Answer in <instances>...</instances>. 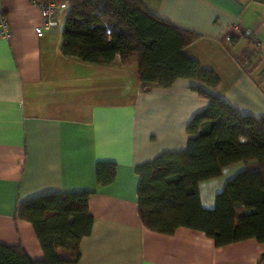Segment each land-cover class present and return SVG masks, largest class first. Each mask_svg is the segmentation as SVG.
I'll use <instances>...</instances> for the list:
<instances>
[{"label":"crops","instance_id":"obj_1","mask_svg":"<svg viewBox=\"0 0 264 264\" xmlns=\"http://www.w3.org/2000/svg\"><path fill=\"white\" fill-rule=\"evenodd\" d=\"M141 1L158 18L199 36L184 52L219 78L211 93L242 115L264 118L263 66L246 73L236 60L251 51L248 41H227L235 22L264 51V0ZM0 20L9 28L8 38L0 36V245L43 260L18 207L45 195L85 192L92 227L75 264L258 263L264 245L252 239L217 248L202 232L181 227L164 235L139 219L134 168L184 150L188 123L208 104L191 82L179 79L142 93L136 64L67 57L60 45L63 24L37 37L42 18L27 0H0ZM97 163L115 164L110 185H97ZM243 170L238 164L200 183L202 208L212 209L226 182Z\"/></svg>","mask_w":264,"mask_h":264},{"label":"trees","instance_id":"obj_2","mask_svg":"<svg viewBox=\"0 0 264 264\" xmlns=\"http://www.w3.org/2000/svg\"><path fill=\"white\" fill-rule=\"evenodd\" d=\"M68 2L60 44L65 56L93 65L120 57L123 65L136 64L142 93L169 88L180 79L191 82L190 89L208 102L188 123L184 150L164 152L134 168L143 226L164 235L181 227L199 231L217 248L249 239L264 245V118L242 115L211 93L219 78L184 52L199 36L158 18L141 0ZM254 59L249 51L236 62L249 73ZM238 164L244 170L226 182L212 209H203L198 185ZM114 178L115 164L97 163L98 186ZM89 197L85 192L51 194L19 206L17 217L33 227L43 260L0 245V264H75L80 241L91 232ZM257 264H264V255Z\"/></svg>","mask_w":264,"mask_h":264},{"label":"built area","instance_id":"obj_3","mask_svg":"<svg viewBox=\"0 0 264 264\" xmlns=\"http://www.w3.org/2000/svg\"><path fill=\"white\" fill-rule=\"evenodd\" d=\"M35 5L39 11L42 18V23L40 26L35 28V35L41 38L44 35V32L59 28V16L63 14L68 6V0L56 1V0H27ZM8 24L4 20H0V36L2 38H8ZM229 35L227 36V41L230 43L234 37L243 38L248 41L250 45L251 52L255 54V59L252 61L248 69H252L255 65L263 63V76L259 80V85L262 86L264 92V51L261 49L260 45L253 38V33L250 30L242 28L238 23H232L228 25ZM257 57V58H256ZM258 61L255 62V60ZM255 64V65H254ZM259 86V87H260Z\"/></svg>","mask_w":264,"mask_h":264},{"label":"rangeland","instance_id":"obj_4","mask_svg":"<svg viewBox=\"0 0 264 264\" xmlns=\"http://www.w3.org/2000/svg\"><path fill=\"white\" fill-rule=\"evenodd\" d=\"M65 16H66V14H64V15H62V16L59 17V23H60L59 28H58L59 30L62 27V24L64 22ZM227 30H229V29H227ZM256 61H258V59H256L255 62ZM257 66H263V63H259ZM63 257H65V255Z\"/></svg>","mask_w":264,"mask_h":264}]
</instances>
